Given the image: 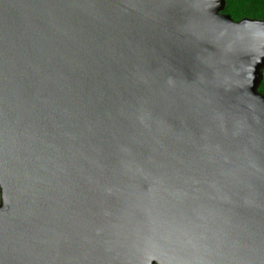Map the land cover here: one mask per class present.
I'll return each mask as SVG.
<instances>
[{
	"label": "water",
	"instance_id": "obj_1",
	"mask_svg": "<svg viewBox=\"0 0 264 264\" xmlns=\"http://www.w3.org/2000/svg\"><path fill=\"white\" fill-rule=\"evenodd\" d=\"M216 6L0 0V148L37 211H0V264H264V21Z\"/></svg>",
	"mask_w": 264,
	"mask_h": 264
},
{
	"label": "rangeland",
	"instance_id": "obj_2",
	"mask_svg": "<svg viewBox=\"0 0 264 264\" xmlns=\"http://www.w3.org/2000/svg\"><path fill=\"white\" fill-rule=\"evenodd\" d=\"M217 3V9L222 7L223 4L225 5V0H212ZM247 20H253V21H262L252 18H246ZM239 21V20H238ZM241 22V21H240ZM238 23V22H237ZM252 57L251 61L255 64L264 62V46L260 45L257 46L254 50H252ZM264 69V68H263ZM262 69V70H263ZM261 70V75H262ZM0 120V124H1ZM1 129V126H0ZM2 133V132H1ZM0 133V134H1ZM4 151L2 148H0V181H4L6 184V187L3 188L0 183V211H8L12 210L17 213H26L28 209L32 210L33 213L36 215V207L35 204L32 202V200L28 197V195L21 191V188L19 186L20 182L22 183L26 182L25 175L20 177V174L18 175L16 173L17 170H14V168L11 167L12 163L9 162L7 159ZM13 171L15 173H13ZM14 176L18 179H12V182H9L8 179H6V175ZM16 181L18 183H16ZM8 184V185H7ZM25 204V206H24ZM146 262H149V264H160V256H150L146 257Z\"/></svg>",
	"mask_w": 264,
	"mask_h": 264
},
{
	"label": "trees",
	"instance_id": "obj_3",
	"mask_svg": "<svg viewBox=\"0 0 264 264\" xmlns=\"http://www.w3.org/2000/svg\"><path fill=\"white\" fill-rule=\"evenodd\" d=\"M221 13L229 16L233 21H238L242 18L264 21V0H225ZM257 91L264 96V69L262 70V79Z\"/></svg>",
	"mask_w": 264,
	"mask_h": 264
},
{
	"label": "bare ground",
	"instance_id": "obj_4",
	"mask_svg": "<svg viewBox=\"0 0 264 264\" xmlns=\"http://www.w3.org/2000/svg\"><path fill=\"white\" fill-rule=\"evenodd\" d=\"M16 183H18V182L16 181Z\"/></svg>",
	"mask_w": 264,
	"mask_h": 264
}]
</instances>
